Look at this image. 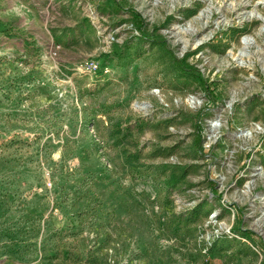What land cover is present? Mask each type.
Masks as SVG:
<instances>
[{"label": "rangeland", "instance_id": "obj_1", "mask_svg": "<svg viewBox=\"0 0 264 264\" xmlns=\"http://www.w3.org/2000/svg\"><path fill=\"white\" fill-rule=\"evenodd\" d=\"M0 264H264V0H0Z\"/></svg>", "mask_w": 264, "mask_h": 264}]
</instances>
